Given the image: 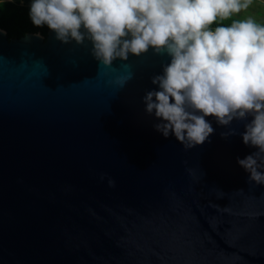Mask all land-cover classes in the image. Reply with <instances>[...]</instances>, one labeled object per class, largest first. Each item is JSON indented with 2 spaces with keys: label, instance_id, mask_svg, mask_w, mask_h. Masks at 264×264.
<instances>
[{
  "label": "water",
  "instance_id": "obj_1",
  "mask_svg": "<svg viewBox=\"0 0 264 264\" xmlns=\"http://www.w3.org/2000/svg\"><path fill=\"white\" fill-rule=\"evenodd\" d=\"M35 33L0 28V264H264V185L237 163L252 118L205 117L186 150L142 102L171 57L106 66Z\"/></svg>",
  "mask_w": 264,
  "mask_h": 264
},
{
  "label": "clouds",
  "instance_id": "obj_2",
  "mask_svg": "<svg viewBox=\"0 0 264 264\" xmlns=\"http://www.w3.org/2000/svg\"><path fill=\"white\" fill-rule=\"evenodd\" d=\"M252 3L29 0L28 17L34 27L54 30L62 43L90 41L91 54L106 66L149 49L167 54L170 63L151 77L158 90L142 98L144 112L159 121L155 130L165 138L173 135L187 150L214 132L205 117L221 126L251 117L241 137L256 151L237 163L250 183L264 185V23L250 15L233 18ZM108 185L114 187L115 181L108 178Z\"/></svg>",
  "mask_w": 264,
  "mask_h": 264
},
{
  "label": "trees",
  "instance_id": "obj_3",
  "mask_svg": "<svg viewBox=\"0 0 264 264\" xmlns=\"http://www.w3.org/2000/svg\"><path fill=\"white\" fill-rule=\"evenodd\" d=\"M28 5L29 0H0V28L6 31L9 38L20 37L28 32H39L44 36L47 34V26L37 28L32 25L28 17ZM258 22L264 23V19ZM222 23L229 24L230 21Z\"/></svg>",
  "mask_w": 264,
  "mask_h": 264
},
{
  "label": "rangeland",
  "instance_id": "obj_4",
  "mask_svg": "<svg viewBox=\"0 0 264 264\" xmlns=\"http://www.w3.org/2000/svg\"><path fill=\"white\" fill-rule=\"evenodd\" d=\"M253 16L257 21L259 19H264V0H253L252 5L246 12H241L239 18L245 16Z\"/></svg>",
  "mask_w": 264,
  "mask_h": 264
}]
</instances>
